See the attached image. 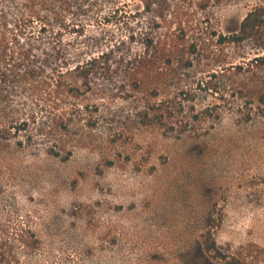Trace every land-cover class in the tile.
<instances>
[{
  "label": "rangeland",
  "instance_id": "1",
  "mask_svg": "<svg viewBox=\"0 0 264 264\" xmlns=\"http://www.w3.org/2000/svg\"><path fill=\"white\" fill-rule=\"evenodd\" d=\"M262 1L208 11L230 36ZM132 20L116 39L136 31ZM179 74L159 98L177 89L192 98L171 105V124L142 120L146 90L66 101L62 110L75 105L82 121L58 156L55 137L31 124L16 133L14 115L0 118L9 131L0 133V243L13 255L1 264H264V26L241 44L213 43ZM88 104L99 107L91 128Z\"/></svg>",
  "mask_w": 264,
  "mask_h": 264
},
{
  "label": "trees",
  "instance_id": "2",
  "mask_svg": "<svg viewBox=\"0 0 264 264\" xmlns=\"http://www.w3.org/2000/svg\"><path fill=\"white\" fill-rule=\"evenodd\" d=\"M137 1L0 0V118L14 115L9 129L27 132L29 124L34 125L45 138L55 137L49 151L58 156L54 148L66 147L72 121H82L75 105L64 111L62 105L77 101L80 93H110L115 88L123 94L148 91L142 120L171 124V105L192 98L187 89L159 98L171 82L181 83L179 71L191 69L194 58L213 43L241 44L256 38L264 26V0L230 36L217 31L208 11L223 0ZM184 3L196 11L184 14L179 7ZM166 6L172 9L168 17L162 12ZM198 11L200 20L195 19ZM131 19L136 31L116 39V29ZM208 84L206 80L197 86L205 89ZM98 111L95 104L83 105L85 127H92ZM197 118L194 114L190 119ZM12 256L0 243V264L13 262ZM229 264L239 263L233 259Z\"/></svg>",
  "mask_w": 264,
  "mask_h": 264
}]
</instances>
